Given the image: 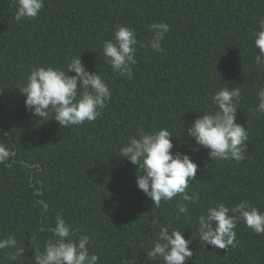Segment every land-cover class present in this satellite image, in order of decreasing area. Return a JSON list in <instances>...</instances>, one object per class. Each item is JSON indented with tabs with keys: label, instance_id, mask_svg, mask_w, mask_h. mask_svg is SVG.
I'll return each instance as SVG.
<instances>
[{
	"label": "trees",
	"instance_id": "trees-1",
	"mask_svg": "<svg viewBox=\"0 0 264 264\" xmlns=\"http://www.w3.org/2000/svg\"><path fill=\"white\" fill-rule=\"evenodd\" d=\"M15 13V0H0V143L13 152L0 164V239L14 236L24 252L13 262L16 249L0 250V264H35L34 252L53 237L58 215L74 230L73 240L89 237L98 264L132 258L163 264L146 255L160 227L192 239L187 264H264V234L238 222L236 247L219 249L199 240L197 221L220 203L231 208L247 201L264 213V114H253L264 87L253 43L264 0H44L34 19L17 21ZM153 22L169 26L162 52L143 46ZM118 26L136 33L132 80L104 59V42ZM79 56L112 92L96 120L61 128L26 110L18 88L31 70L66 72ZM226 86L241 90L236 122L248 133L241 162L211 161L187 136L199 115L216 110L211 96ZM162 128L173 135L171 151L198 166L187 191L199 199L186 215L177 216L181 195L152 205L135 184L137 166L118 156L138 129Z\"/></svg>",
	"mask_w": 264,
	"mask_h": 264
},
{
	"label": "clouds",
	"instance_id": "clouds-1",
	"mask_svg": "<svg viewBox=\"0 0 264 264\" xmlns=\"http://www.w3.org/2000/svg\"><path fill=\"white\" fill-rule=\"evenodd\" d=\"M17 21L34 19L44 8V0H15ZM151 36L144 47L154 52L163 51V41L169 26L165 22H153L149 25ZM137 38L133 29L118 26L113 39L105 41L103 55L105 62L114 73L133 79L132 66L136 64ZM258 50L254 63L264 69V19L259 21L253 40ZM67 71L52 67L33 68L26 83L19 89L25 97L26 110L39 120L54 119L61 128L78 126L85 121L93 122L100 115L112 92L98 72L86 70L80 56L71 59L66 65ZM75 73L69 75V73ZM241 96L239 87L221 88L211 96L216 110L199 115L187 128V136L193 138L199 147L208 150L212 160H235L241 162L247 152V129L236 122L237 102ZM258 104L253 114H264V87L257 94ZM173 135L166 128L155 132L137 130L136 136H130L127 143L119 149V155L137 166L135 184L156 207L161 202L172 201L181 195L176 205L177 216L188 213L189 204L196 203L199 197L189 194L190 181L196 179L197 164L190 155L173 153ZM13 152L0 143V164L7 162ZM231 213V215L229 214ZM199 240L204 245L219 249L236 247L235 228L238 222L251 229L255 234H264V213L247 201H241L234 207L223 203L209 207L197 218ZM153 224L158 221L153 220ZM54 234L43 246V251L34 252L35 264H98L100 257L90 254L87 235L73 240L74 230L61 216L56 217ZM192 239H185L183 232L177 229L169 231L160 227L151 250L146 254L160 259L163 264H187L193 256L189 248ZM16 249L9 259L16 261L23 255L24 248L18 247L17 239L9 235L0 239V250ZM127 264H136L135 258L126 260Z\"/></svg>",
	"mask_w": 264,
	"mask_h": 264
}]
</instances>
